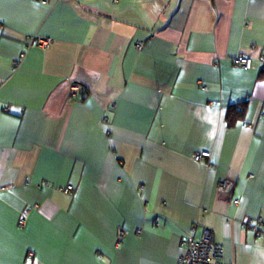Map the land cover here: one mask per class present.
<instances>
[{
	"label": "crops",
	"instance_id": "0c3cea01",
	"mask_svg": "<svg viewBox=\"0 0 264 264\" xmlns=\"http://www.w3.org/2000/svg\"><path fill=\"white\" fill-rule=\"evenodd\" d=\"M193 227L264 264V0H0V264H176Z\"/></svg>",
	"mask_w": 264,
	"mask_h": 264
},
{
	"label": "built area",
	"instance_id": "2783aa9c",
	"mask_svg": "<svg viewBox=\"0 0 264 264\" xmlns=\"http://www.w3.org/2000/svg\"><path fill=\"white\" fill-rule=\"evenodd\" d=\"M42 3H48L49 0H39ZM33 40H31L32 42ZM38 44L42 47H49L51 44L50 38L38 39ZM137 47L141 48L143 43L138 42ZM233 62L243 68L249 69L252 65V60L249 56L245 54H240L233 59ZM73 95H76L80 91V86L73 84L71 87ZM208 152H202L195 155V160H201L204 156H208ZM73 187L68 185L64 188L66 193H70ZM257 221L254 219H248L245 221L244 226L255 225ZM21 223H24V220H21ZM195 229L194 227L189 232L186 241H185V251L180 257L176 264H224L221 261L222 258V246L216 243L213 239V236L209 230L204 232V235L200 239H196L194 236ZM124 236V231H120L119 239Z\"/></svg>",
	"mask_w": 264,
	"mask_h": 264
},
{
	"label": "trees",
	"instance_id": "16d2710c",
	"mask_svg": "<svg viewBox=\"0 0 264 264\" xmlns=\"http://www.w3.org/2000/svg\"><path fill=\"white\" fill-rule=\"evenodd\" d=\"M242 113V109L240 108H236V107H231L229 114H228V118H229V124H232L236 121L237 118H239L241 116Z\"/></svg>",
	"mask_w": 264,
	"mask_h": 264
},
{
	"label": "rangeland",
	"instance_id": "374dc122",
	"mask_svg": "<svg viewBox=\"0 0 264 264\" xmlns=\"http://www.w3.org/2000/svg\"><path fill=\"white\" fill-rule=\"evenodd\" d=\"M50 46V45H49ZM45 48V47H44ZM47 48V47H46Z\"/></svg>",
	"mask_w": 264,
	"mask_h": 264
}]
</instances>
